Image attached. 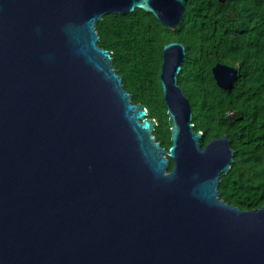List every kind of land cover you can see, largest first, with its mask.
Segmentation results:
<instances>
[{"label":"water","instance_id":"water-1","mask_svg":"<svg viewBox=\"0 0 264 264\" xmlns=\"http://www.w3.org/2000/svg\"><path fill=\"white\" fill-rule=\"evenodd\" d=\"M184 2L0 0V264H264V205L219 198L228 136L202 148L194 131L185 46H162L168 149L98 46L104 15L141 9L174 28ZM212 74L223 89L237 78Z\"/></svg>","mask_w":264,"mask_h":264},{"label":"trees","instance_id":"trees-1","mask_svg":"<svg viewBox=\"0 0 264 264\" xmlns=\"http://www.w3.org/2000/svg\"><path fill=\"white\" fill-rule=\"evenodd\" d=\"M95 30L132 103L145 106L157 122L153 135L166 149L171 141L160 81L162 46H185L177 83L189 101L194 131L203 134L201 147L226 134L234 151L230 170L220 175L219 198L245 211L263 206L264 0H185L174 28L141 9L106 14ZM216 64L237 70L230 88L216 84ZM173 166L170 160L168 170Z\"/></svg>","mask_w":264,"mask_h":264}]
</instances>
